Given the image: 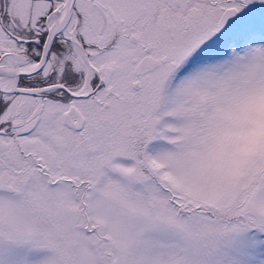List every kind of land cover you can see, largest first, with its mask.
I'll use <instances>...</instances> for the list:
<instances>
[{"label":"snow or ice","instance_id":"obj_1","mask_svg":"<svg viewBox=\"0 0 264 264\" xmlns=\"http://www.w3.org/2000/svg\"><path fill=\"white\" fill-rule=\"evenodd\" d=\"M0 264H264V0H0Z\"/></svg>","mask_w":264,"mask_h":264}]
</instances>
